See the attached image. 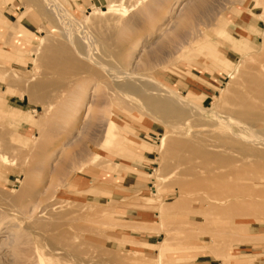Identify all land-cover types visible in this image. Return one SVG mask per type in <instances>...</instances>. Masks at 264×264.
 <instances>
[{
  "label": "rangeland",
  "instance_id": "1",
  "mask_svg": "<svg viewBox=\"0 0 264 264\" xmlns=\"http://www.w3.org/2000/svg\"><path fill=\"white\" fill-rule=\"evenodd\" d=\"M34 1L0 0V264H264V220L221 223L204 207L210 190L183 186L202 161L169 149L215 140L264 165V108L239 127L226 112L243 72H264V0H58L62 17ZM49 43L61 50L44 58ZM63 49L74 62L57 61ZM127 83L145 86L141 96L120 91ZM253 181L264 173L241 180ZM41 220L76 235L78 249L49 251Z\"/></svg>",
  "mask_w": 264,
  "mask_h": 264
},
{
  "label": "bare ground",
  "instance_id": "2",
  "mask_svg": "<svg viewBox=\"0 0 264 264\" xmlns=\"http://www.w3.org/2000/svg\"><path fill=\"white\" fill-rule=\"evenodd\" d=\"M55 1L58 0H43L42 2H45L46 5V9L45 10H51L53 14V12H56V14L59 16H64V13H62V15H59V13L63 12L60 11V8L57 3L55 4ZM31 2L35 3V5L37 4L36 1L31 0ZM33 3V4H34ZM44 3V4H45ZM32 4V5H33ZM43 4V5H44ZM203 3L199 2L198 4L195 5V7H200ZM28 5V4H27ZM27 7V6H26ZM39 7V6H38ZM43 8V7H42ZM112 8H116L114 6H112ZM27 9V8H26ZM41 9V8H39ZM43 10V9H41ZM66 10V9H65ZM193 10V9H192ZM29 11H32V9H30ZM49 12V11H48ZM67 13V12H66ZM55 14V13H54ZM69 14V13H67ZM106 13L103 11L102 15H105ZM54 16V15H52ZM66 16V15H65ZM70 16V15H69ZM72 17V16H71ZM68 18V15H67ZM59 19V18H58ZM64 19V17H63ZM72 21V20H71ZM78 23V22H77ZM73 24V23H72ZM64 25V24H63ZM74 25V24H73ZM23 26L22 23H19V27ZM14 27V26H13ZM16 27V25H15ZM18 28V27H17ZM69 32V31H67ZM66 35H68V33H66ZM69 39L66 38L65 36V40L70 41L72 44L73 42V38L70 37V35H68ZM72 36V33H71ZM45 38V37H44ZM44 38H42L40 40V42L37 44L38 46L36 47V51L39 52L42 47H44L43 43L47 42V40H44ZM82 40V38H80ZM88 40V39H87ZM91 41V40H90ZM83 42V41H82ZM86 43V41H84ZM48 43V42H47ZM89 44V43H88ZM24 45H28L27 43ZM47 49L45 50L44 53V58H47L49 55H52L53 52H57L59 50H61L59 48V45H55V44H47ZM75 45V44H74ZM80 45V44H78ZM83 45V44H82ZM58 46V47H57ZM79 48V46H78ZM97 49V48H95ZM65 51V53L62 56H59L57 58V61H67V60H72L73 62L75 61L74 56H72V54L70 52H68L67 50L63 49ZM77 50V49H76ZM92 50V49H91ZM82 53L84 54L85 52H83V49L81 50ZM80 51V52H81ZM90 51V50H89ZM33 52V51H32ZM91 52V51H90ZM78 54V57L83 60L86 61L85 59L88 60V62L90 61V63L92 64L93 62H91L90 59H93L92 54L89 56L88 54L82 55L81 53H76ZM34 55V53H33ZM92 56V57H91ZM35 57V56H34ZM33 57V58H34ZM43 57V56H42ZM94 59H96L94 57ZM93 59V60H94ZM97 62V60H94V65L97 64L95 63ZM106 62V61H105ZM86 63V62H85ZM89 64V63H88ZM91 64H89V67L91 66ZM84 65V64H83ZM85 66V65H84ZM88 66V65H87ZM88 67V68H89ZM92 67V66H91ZM90 67V68H91ZM61 68V67H60ZM97 68H99L97 66ZM101 69V68H100ZM105 69V68H104ZM107 70H109L108 68H106ZM234 69V68H233ZM264 69V67H263ZM237 70V69H236ZM235 70V72H236ZM113 71V70H112ZM115 71V70H114ZM123 71V70H122ZM123 73V72H121ZM120 73V74H121ZM249 73V74H247ZM244 73L243 72V76H242V81L240 80L239 83H242L245 87V89H239L237 91V96L236 98L234 97L233 101L231 102V104L229 105L230 108H228V110H226V112L228 111V115L230 116V123H234L236 126L241 125L242 122H240L239 120L245 122V121H250L252 122L254 119L256 120L258 118V114L259 112L262 110V108H264V72L261 71H254V72H247ZM111 74V73H110ZM114 74V72H113ZM125 75H127V73H125ZM130 75V74H128ZM124 76V75H123ZM131 76V75H130ZM133 76V75H132ZM128 77V76H127ZM141 77V76H140ZM144 77V76H143ZM146 77V76H145ZM148 77V76H147ZM146 77V78H147ZM230 77L233 78V80H235V76H233V74L230 75ZM231 78V79H232ZM140 79V78H139ZM134 81V80H133ZM151 81V80H149ZM154 82V81H153ZM134 83V82H133ZM136 83V82H135ZM157 84H161L159 82H156ZM162 85V84H161ZM142 86H136L135 84H131V83H127L125 84L123 87H121L120 91L123 90L124 93L127 94H132L135 96H141V91ZM160 86V85H159ZM145 87V86H143ZM156 86H154L153 88H155ZM162 87V86H161ZM157 88V87H156ZM159 89V88H157ZM238 89V88H237ZM150 92L153 94L154 90L152 88H149ZM148 91V89H147ZM153 91V92H152ZM157 90L155 89V92ZM161 91V90H160ZM149 92V93H150ZM159 92V90H158ZM167 92V91H165ZM146 93V92H144ZM172 93V92H171ZM147 94V93H146ZM158 94V93H157ZM160 94V92H159ZM158 94V95H159ZM174 94V93H172ZM179 96V95H178ZM173 103L169 100L165 103L164 105V109L162 110L164 115L166 116H170L174 113L173 111ZM145 105L147 106V108L150 110V112L152 113H160L161 109L160 106L155 102V100L153 98H149L145 100ZM129 106V105H128ZM144 108V107H143ZM174 110H175V106H174ZM177 110V109H176ZM175 110V111H176ZM177 112V111H176ZM175 112V114H176ZM228 116V117H229ZM260 116V114H259ZM261 117V116H260ZM262 118V117H261ZM221 120L223 118H220ZM238 119V120H235ZM226 120V119H225ZM224 120V123H225ZM254 120V121H255ZM262 120V119H261ZM223 121V120H222ZM256 121H259V119H257ZM264 121V120H262ZM220 124H224L223 122L219 121ZM228 123V124H230ZM246 123V122H245ZM245 123L243 125H245ZM233 125V124H232ZM116 125L114 124L113 127H115ZM225 126V125H224ZM234 126V125H233ZM117 127V126H116ZM235 127V126H234ZM239 127V126H238ZM237 127V130H239V128ZM247 127V126H245ZM260 127V126H259ZM248 128V127H247ZM262 128V126H261ZM119 129V128H118ZM243 129V128H242ZM241 129V131H243ZM252 129V128H250ZM249 129V130H250ZM115 132L117 130V128L115 129ZM113 130V132H114ZM230 130V129H229ZM228 130V131H229ZM248 129L245 128V132ZM255 132V129H253ZM258 130V129H257ZM260 130V129H259ZM122 132V131H121ZM250 133H252L251 131H249ZM247 135H251V134ZM257 132V131H256ZM118 133V131L116 132ZM264 133V132H263ZM127 134L128 133H124V142L122 141L121 143L124 144V147L128 149L127 147V143L128 139H127ZM234 133L232 132V135ZM261 134V133H260ZM238 135V134H237ZM253 136L257 135L254 133L252 134ZM251 135V136H252ZM259 135V134H258ZM114 136V134H113ZM199 136V135H198ZM236 136V134H235ZM240 136V135H238ZM242 136V134H241ZM261 136H263V134H261ZM259 136V137H261ZM115 140L117 138V136H114ZM237 137V136H236ZM227 140H231V134L230 132H227V134L223 137ZM243 141L247 142V140L245 139V136L243 137ZM258 139L257 136H255V139ZM264 138V137H263ZM261 137V140L263 139ZM241 139V138H238ZM254 139V140H255ZM256 139V140H257ZM242 140V139H241ZM253 140V139H252ZM199 144H204V145H200L197 147H193L188 143H184L182 141H178V142H173L169 149L172 151H176L180 148V150H187L189 152H191L190 156L188 157V161H194L195 159H199L202 162L200 163L202 165V167L200 168V171L198 172L197 170H194L193 168L189 169L185 174L189 177H191L192 182L190 184L188 183H183V186L187 187V186H200V187H204L207 188L208 190H210V192H212V197L208 198L206 200V202L204 203V207L206 209L207 212L209 213H217L220 217V222L224 223V219H229L233 216H241V217H255L259 219L264 220V183H259L256 181H253L250 185L246 184L244 182H241V180H244V177H249L250 173H254V172H260V173H264V165L261 164L260 162H253V163H248L245 159H235L230 157V153L233 151V149L230 146H227L225 144L219 143L217 141H213V143L209 144L207 140H202L199 139L197 140ZM211 141V140H210ZM234 141V140H233ZM264 141V140H263ZM114 142V141H113ZM118 142V141H116ZM115 142V143H116ZM201 142V143H200ZM236 142V141H234ZM238 142V141H237ZM249 142V141H248ZM251 142V140H250ZM254 142V141H253ZM256 142V141H255ZM259 142V140H258ZM256 142V143H258ZM120 143V142H119ZM262 143V142H260ZM253 144V143H252ZM264 143H262L261 145H263ZM254 146V145H253ZM258 146V145H257ZM259 147V146H258ZM87 148V147H86ZM129 150V149H128ZM81 152V151H80ZM132 152V151H131ZM244 153V152H243ZM98 156H96L97 158ZM95 159V158H94ZM187 160V159H186ZM261 160V159H260ZM91 165V164H90ZM107 165V164H106ZM113 166H116V164H112ZM119 167V166H118ZM80 168V167H79ZM79 172V170H77ZM77 172V173H78ZM85 174V173H84ZM94 178V177H93ZM74 179V178H73ZM75 180V179H74ZM85 178H82V180H80V182L82 184H85ZM119 180V179H118ZM263 180V179H261ZM96 179H95V181ZM95 183V184H96ZM102 183V182H101ZM94 184V185H95ZM254 184L259 185L260 188L256 189L254 188ZM101 185V184H100ZM99 185V186H100ZM104 186V184H103ZM208 195V194H207ZM205 198V197H204ZM9 201V200H7ZM10 202V201H9ZM224 203V204H223ZM79 205V204H78ZM194 205V204H193ZM89 206V205H88ZM190 206V205H189ZM15 207V206H14ZM191 207V206H190ZM195 208V207H194ZM198 207H196L197 209ZM171 209V208H167L164 209L162 208L160 210V214H164L167 213L166 210ZM7 210V209H5ZM200 210V209H199ZM9 211V210H8ZM2 213V212H0ZM8 213V212H7ZM205 213V211H204ZM14 214V213H13ZM158 214V216L160 215ZM200 214V213H199ZM7 215V214H6ZM9 215H12L9 213ZM166 215V214H165ZM171 215V214H169ZM181 215V214H180ZM39 218H43V217H39ZM244 219V218H243ZM250 219V218H248ZM46 220V219H45ZM49 220V219H48ZM53 220V219H52ZM39 221V219H38ZM42 221V220H41ZM37 222L38 223H41ZM51 221V220H50ZM49 221V222H50ZM231 221V220H230ZM48 222V221H47ZM190 222V221H189ZM219 222V223H220ZM35 223V222H33ZM54 223V221L52 222ZM52 223L50 225H52ZM32 224V223H30ZM41 224H45L43 221ZM48 224V223H47ZM57 224V223H56ZM56 224H53L52 226H42L40 228H43L47 231H45V233L47 232L50 236V243L47 244L46 246H49L50 250H58V246L64 250H69V251H75V249H78V246L76 245V240H78V237L76 235H71L69 234L68 231H66L64 229V226H59L61 224H58V226ZM142 224V223H141ZM49 225V224H48ZM56 225V226H55ZM249 225H251L250 223L245 224L244 227H248ZM27 227V226H26ZM69 225L65 228H68ZM92 227V226H91ZM139 228H147V225H138ZM229 227V226H228ZM133 228V227H132ZM26 229V228H25ZM37 229L36 225L35 228ZM42 229V230H43ZM72 229V228H71ZM98 229V228H97ZM232 229V228H231ZM248 229V228H247ZM38 230V229H37ZM40 230V229H39ZM38 230V231H39ZM181 230V229H180ZM34 231V230H33ZM36 231V230H35ZM102 231V230H101ZM165 231V230H164ZM196 231V230H195ZM28 232L31 233V230H28ZM248 232V231H247ZM76 233V232H75ZM83 236V235H82ZM90 237V236H89ZM41 238V237H40ZM44 238V237H43ZM80 238V237H79ZM166 238V237H165ZM37 239V238H36ZM86 239V238H85ZM44 240V239H42ZM166 240H170L169 237L166 238ZM211 240V239H210ZM84 241V240H83ZM89 242V241H88ZM84 243V242H83ZM90 243V242H89ZM203 243V242H201ZM88 244V243H87ZM168 244H163L161 247L166 246ZM206 245V244H205ZM208 245V244H207ZM168 247V246H167ZM47 249V248H46ZM54 251V253H55ZM58 252V251H56ZM62 253V252H60ZM55 254H59V253H55ZM64 254V253H62ZM71 256V255H70ZM73 257V256H71ZM70 257V258H71ZM77 257V256H76ZM78 258V257H77ZM74 261L76 260L75 258H73ZM79 261V260H78ZM81 261V260H80ZM79 261V262H80ZM86 261V260H85ZM115 262V261H114ZM117 262V261H116ZM78 263V262H77ZM76 263V264H77ZM84 263V262H83ZM86 263V262H85ZM81 264V262L79 263ZM89 264V262H88ZM118 264V263H117Z\"/></svg>",
  "mask_w": 264,
  "mask_h": 264
},
{
  "label": "crops",
  "instance_id": "3",
  "mask_svg": "<svg viewBox=\"0 0 264 264\" xmlns=\"http://www.w3.org/2000/svg\"><path fill=\"white\" fill-rule=\"evenodd\" d=\"M240 31V30H239ZM240 34H242L239 38H244V34H246V32H242L241 33V31H240ZM239 34V35H240ZM242 53V52H241ZM208 55H211V56H215V58H217L221 63H222V65H223V67H224V69H227V62H223L222 61V59L221 58H219V56H217V54L216 53H214L213 51L212 52H210V53H208Z\"/></svg>",
  "mask_w": 264,
  "mask_h": 264
}]
</instances>
